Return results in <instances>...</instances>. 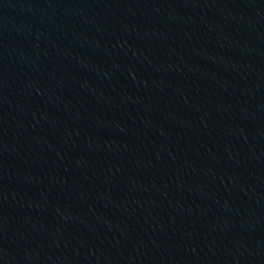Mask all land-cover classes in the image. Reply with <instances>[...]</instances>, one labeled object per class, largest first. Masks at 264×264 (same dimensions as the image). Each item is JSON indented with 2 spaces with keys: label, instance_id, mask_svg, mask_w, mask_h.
I'll list each match as a JSON object with an SVG mask.
<instances>
[{
  "label": "water",
  "instance_id": "95a60500",
  "mask_svg": "<svg viewBox=\"0 0 264 264\" xmlns=\"http://www.w3.org/2000/svg\"><path fill=\"white\" fill-rule=\"evenodd\" d=\"M0 264H264V0H0Z\"/></svg>",
  "mask_w": 264,
  "mask_h": 264
}]
</instances>
